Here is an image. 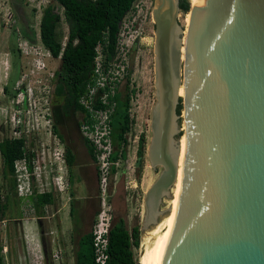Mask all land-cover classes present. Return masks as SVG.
Wrapping results in <instances>:
<instances>
[{
  "label": "water",
  "instance_id": "water-1",
  "mask_svg": "<svg viewBox=\"0 0 264 264\" xmlns=\"http://www.w3.org/2000/svg\"><path fill=\"white\" fill-rule=\"evenodd\" d=\"M180 11V0H154L148 156L162 170L145 194L142 229L170 211L160 207L177 180L185 135L184 185L161 264H264V0L192 4L185 41Z\"/></svg>",
  "mask_w": 264,
  "mask_h": 264
},
{
  "label": "rangeland",
  "instance_id": "rangeland-1",
  "mask_svg": "<svg viewBox=\"0 0 264 264\" xmlns=\"http://www.w3.org/2000/svg\"><path fill=\"white\" fill-rule=\"evenodd\" d=\"M54 3V0H0V107H8L13 97L11 89L19 76L23 62L19 43L23 44L26 38L36 41L40 36L39 26L43 9ZM190 4L192 5L191 1ZM153 5L154 0H136L134 8L123 21L118 59L115 65L117 69L114 72L120 80L123 79L121 88H124L125 78L123 76L126 73V67L131 69V87L136 89V93L132 97L130 111L135 122L127 135V158L116 162L117 172L114 175H111L109 169L105 191L101 190L98 182L99 213L103 210L107 211L111 215V221L115 217L124 216L130 227L134 224L141 226V246L136 251L139 258L144 247L154 240L151 232L153 228L171 213V210L166 211L158 216L156 224L142 229L146 212L145 194L162 170L161 166L156 168L152 166L148 156V145L152 136L151 114L157 101ZM178 20L180 26L187 30L189 13L180 11ZM60 30L65 42L68 26L64 21ZM52 64L59 68L60 59L52 60ZM5 86L7 90L3 91ZM3 115L0 113V140L10 136L11 133L9 124L5 122ZM79 117L81 119L82 114H79ZM179 124L181 127L184 125L183 116L180 117ZM104 131L103 128H99L98 133L93 132L91 135L96 139ZM141 133L146 135V144L141 174L138 179L136 151ZM182 134L183 131L176 133L175 139L180 138ZM47 137L48 135H43L42 140L45 141ZM48 144L43 154L39 152V169L34 168L31 175L33 189L38 192L52 191L56 198L55 204L45 208L42 218L35 215L29 197L10 192L9 182L3 177L0 164V196L2 199H5L6 195L10 197V206L6 211L5 220H0V247L6 264H74L75 244L70 235V196L66 184V171L61 158L62 148L55 145L51 138ZM54 147L56 148L53 149ZM98 156L96 164L100 169L102 152ZM59 166H62L61 170ZM182 168L183 166L180 168V175ZM180 179L181 176L178 180ZM177 181L171 189L170 196L163 198L161 210L169 209L173 199L176 198ZM98 216L92 226L84 228L85 231H93L94 224L99 220Z\"/></svg>",
  "mask_w": 264,
  "mask_h": 264
},
{
  "label": "trees",
  "instance_id": "trees-1",
  "mask_svg": "<svg viewBox=\"0 0 264 264\" xmlns=\"http://www.w3.org/2000/svg\"><path fill=\"white\" fill-rule=\"evenodd\" d=\"M54 4L47 5L42 12L40 20V38L44 46L50 50L55 59H60V66L57 71V83L55 86V99L57 107L62 112L82 114L80 126L85 123L93 129L96 119L88 108L81 102L86 96L90 87L97 84L98 74L96 73V59L101 56V64L104 73L107 75L106 85L100 91H110L113 87L114 93H109L107 103L100 99L93 103L95 109H107L113 107L109 115L110 140L112 151L109 160L113 163L110 166V173L117 172L115 163L127 158L128 133L135 122L131 115V100L136 89L131 87L130 67H126L124 88H121L123 79H119L114 70L119 53L120 33L123 21L127 14L134 8L136 0H54ZM182 11L188 12L190 0H181ZM65 22L68 26L67 38L64 42V35L61 32V24ZM119 69V68H118ZM125 69V68H124ZM6 89V88H5ZM183 111V99L177 106L178 114ZM82 148L86 149L90 159L97 162L98 152L94 143L82 133ZM146 135L141 133L138 140L136 155L137 178H140L141 168L145 155ZM29 158L26 152L24 140L5 137L0 140V164L2 165L3 177L8 180L10 192L17 194V182L15 177V161L21 158ZM98 169L97 180L100 184V170ZM30 171H33L31 164ZM97 182V183H98ZM84 190L74 193L73 196H83ZM100 190H98V194ZM0 196V220H5V214L10 204L9 195ZM4 200V201H3ZM30 204L36 216H42L45 208L56 203L52 191L38 192L33 190L29 197ZM100 201V200H99ZM99 214V203L93 219L88 226H92ZM70 215L75 225L79 223L78 209L71 208ZM87 229V228H86ZM74 264H98L95 261L93 233L81 229L76 231L74 239ZM141 246V226L134 224L129 226L124 216L113 218L108 233V259L105 264H141L136 251ZM0 264L5 263V256L0 247Z\"/></svg>",
  "mask_w": 264,
  "mask_h": 264
},
{
  "label": "built area",
  "instance_id": "built-area-1",
  "mask_svg": "<svg viewBox=\"0 0 264 264\" xmlns=\"http://www.w3.org/2000/svg\"><path fill=\"white\" fill-rule=\"evenodd\" d=\"M19 48L23 57L21 70L11 89L13 97H11L10 105L0 107V113L4 114L5 122L10 127L11 133L8 138L24 140L29 158L24 157L15 161V177L18 195L30 197L34 189L31 184L33 171H30L29 165L31 164L33 170L34 168L39 169V152L44 153L45 147L49 145L48 143L52 137V103L57 83L58 67L52 64V60L55 58L50 50L44 46L40 36L36 41H30L26 38L23 44L19 43ZM96 62L97 84L90 87L89 92L82 97L81 102L89 109L92 118L96 119L97 122L94 124L93 129L85 123L82 130L84 135L94 143L98 155L102 152V165L99 169L100 188L105 191L106 179L110 166L113 164L109 160L112 151L109 115L113 107L95 109L93 103L98 98L106 104L108 94L114 93V89L110 86L109 92L100 91L106 85L107 75L102 69L101 56L97 57ZM2 90L4 91V88ZM99 128H103L105 131L94 139L91 133H98ZM45 134L48 135L46 142L42 140ZM42 161L45 163L43 158ZM98 215L99 220L94 224L92 231L94 255L96 263L105 264L108 259V233L112 221L111 215L107 211L103 210Z\"/></svg>",
  "mask_w": 264,
  "mask_h": 264
},
{
  "label": "flooded vegetation",
  "instance_id": "flooded-vegetation-1",
  "mask_svg": "<svg viewBox=\"0 0 264 264\" xmlns=\"http://www.w3.org/2000/svg\"><path fill=\"white\" fill-rule=\"evenodd\" d=\"M181 1V0H180ZM61 114V116L59 115ZM79 113H64L57 107L55 95L52 103V124H51V141L62 148L61 158L65 168L66 184L70 196V209L75 208L79 211V223L76 226L73 217L71 218V240L74 243L75 233L83 228H87L93 219L95 211L99 203L98 194V169L95 166L94 171H90L89 167H83L81 170L82 160L90 158L86 149L82 148V127L80 126ZM84 135V133H83ZM85 136V135H84ZM53 147V145H52ZM54 147L53 149H55ZM59 148V147H57ZM56 154V152H55ZM62 169V166H59ZM83 186V196H73L74 193L81 191ZM91 189L96 190L95 194L91 193ZM70 214V210H69ZM42 216H37L42 218Z\"/></svg>",
  "mask_w": 264,
  "mask_h": 264
},
{
  "label": "bare ground",
  "instance_id": "bare-ground-1",
  "mask_svg": "<svg viewBox=\"0 0 264 264\" xmlns=\"http://www.w3.org/2000/svg\"><path fill=\"white\" fill-rule=\"evenodd\" d=\"M192 4H197L201 0H190ZM190 16V15H189ZM186 32L184 31L183 41H185L186 38ZM173 45H177L178 42V36H177V30H173ZM184 51L185 46L182 47V58H184ZM184 93V89L180 88V94ZM169 152L171 155H173V146L169 144ZM182 168V172L180 175V168ZM185 168H186V137L185 135H182L181 137V156H180V164H179V170H178V177L181 176L180 180L177 181V194L176 198L173 199V203L170 207L171 213L168 214L163 220H161L151 231L154 235V240L150 245H147L144 247V251L140 255V263L141 264H161L162 258L164 254V250L167 246L168 240L170 238L175 219L176 214L180 202V198L182 195L183 185H184V176H185ZM173 193V192H172Z\"/></svg>",
  "mask_w": 264,
  "mask_h": 264
},
{
  "label": "crops",
  "instance_id": "crops-1",
  "mask_svg": "<svg viewBox=\"0 0 264 264\" xmlns=\"http://www.w3.org/2000/svg\"><path fill=\"white\" fill-rule=\"evenodd\" d=\"M3 88V87H2ZM6 88V89H5ZM5 90H7V87L5 86L4 87V91ZM5 93V92H4ZM3 139V138H2ZM1 139V140H2ZM81 165H82V168H81V170H84V168L83 167H85V166H87V167H89L90 169V171H94V168H95V166H96V163L94 162V161H92L90 158H86V159H84V160H82V162H81ZM81 190H83V186L81 185ZM91 193L92 194H95L96 193V190H94V189H91Z\"/></svg>",
  "mask_w": 264,
  "mask_h": 264
}]
</instances>
